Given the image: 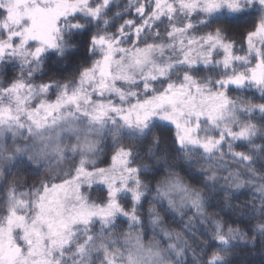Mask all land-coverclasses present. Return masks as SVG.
Instances as JSON below:
<instances>
[{
  "label": "clouds",
  "instance_id": "clouds-1",
  "mask_svg": "<svg viewBox=\"0 0 264 264\" xmlns=\"http://www.w3.org/2000/svg\"><path fill=\"white\" fill-rule=\"evenodd\" d=\"M0 264H264V0H0Z\"/></svg>",
  "mask_w": 264,
  "mask_h": 264
}]
</instances>
